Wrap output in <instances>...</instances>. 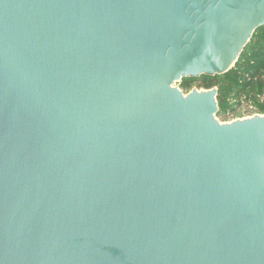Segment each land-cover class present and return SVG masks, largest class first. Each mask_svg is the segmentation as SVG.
<instances>
[{
    "label": "water",
    "instance_id": "1",
    "mask_svg": "<svg viewBox=\"0 0 264 264\" xmlns=\"http://www.w3.org/2000/svg\"><path fill=\"white\" fill-rule=\"evenodd\" d=\"M264 0H0V264H264V115L218 89Z\"/></svg>",
    "mask_w": 264,
    "mask_h": 264
},
{
    "label": "trees",
    "instance_id": "2",
    "mask_svg": "<svg viewBox=\"0 0 264 264\" xmlns=\"http://www.w3.org/2000/svg\"><path fill=\"white\" fill-rule=\"evenodd\" d=\"M195 86L218 89L217 117L223 119L241 107L243 101L250 103L255 113L264 115V26L258 28L244 48L234 67L223 75L184 78L180 88L187 93ZM239 117L241 113H236Z\"/></svg>",
    "mask_w": 264,
    "mask_h": 264
},
{
    "label": "rangeland",
    "instance_id": "3",
    "mask_svg": "<svg viewBox=\"0 0 264 264\" xmlns=\"http://www.w3.org/2000/svg\"><path fill=\"white\" fill-rule=\"evenodd\" d=\"M180 83L181 82L176 83V86L179 87V88H180ZM194 88H196L198 90H205L203 88H198L197 86H195ZM183 92L185 94H187L186 91H183ZM236 113H241L242 116L239 117ZM256 114H258V113H255V109L253 108V106H251L250 103H247L246 101H243L242 104H241V107L238 108L235 112H232V113L228 114L225 119H223L222 117H217V119L221 123H230V122L235 121L237 119H243V118L252 117V116H254Z\"/></svg>",
    "mask_w": 264,
    "mask_h": 264
}]
</instances>
